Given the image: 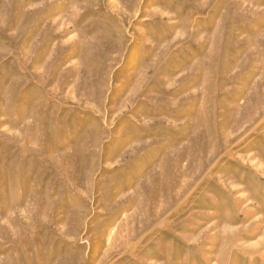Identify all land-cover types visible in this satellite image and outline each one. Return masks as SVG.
Wrapping results in <instances>:
<instances>
[{
	"label": "rangeland",
	"instance_id": "1",
	"mask_svg": "<svg viewBox=\"0 0 264 264\" xmlns=\"http://www.w3.org/2000/svg\"><path fill=\"white\" fill-rule=\"evenodd\" d=\"M0 264H264V0H0Z\"/></svg>",
	"mask_w": 264,
	"mask_h": 264
}]
</instances>
